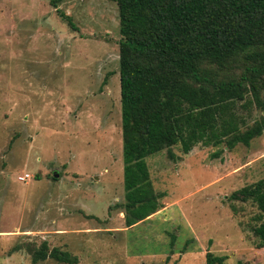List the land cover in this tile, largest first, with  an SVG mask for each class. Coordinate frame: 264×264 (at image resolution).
I'll return each mask as SVG.
<instances>
[{
	"label": "rangeland",
	"instance_id": "374dc122",
	"mask_svg": "<svg viewBox=\"0 0 264 264\" xmlns=\"http://www.w3.org/2000/svg\"><path fill=\"white\" fill-rule=\"evenodd\" d=\"M118 39L114 0H0V264H66L32 263L42 240L74 264H264L258 209L228 198L264 178V127L247 146L146 156L160 207L124 226Z\"/></svg>",
	"mask_w": 264,
	"mask_h": 264
},
{
	"label": "trees",
	"instance_id": "16d2710c",
	"mask_svg": "<svg viewBox=\"0 0 264 264\" xmlns=\"http://www.w3.org/2000/svg\"><path fill=\"white\" fill-rule=\"evenodd\" d=\"M58 1L49 0L53 6ZM114 1L124 189L120 207L128 227L160 207L162 193L153 191L146 156L165 149L174 158V145L182 154L196 144L247 146L261 134L264 0ZM57 13L75 28L68 15ZM252 109L260 114L246 125ZM228 198L256 206L259 223L252 232L256 247L264 248V178L231 191ZM28 251L32 263L47 257L76 263L75 256L48 249L44 240ZM225 257L206 252L205 264H222Z\"/></svg>",
	"mask_w": 264,
	"mask_h": 264
},
{
	"label": "built area",
	"instance_id": "2783aa9c",
	"mask_svg": "<svg viewBox=\"0 0 264 264\" xmlns=\"http://www.w3.org/2000/svg\"><path fill=\"white\" fill-rule=\"evenodd\" d=\"M27 177H29V175L27 173L19 175V179H24V178H27Z\"/></svg>",
	"mask_w": 264,
	"mask_h": 264
},
{
	"label": "water",
	"instance_id": "95a60500",
	"mask_svg": "<svg viewBox=\"0 0 264 264\" xmlns=\"http://www.w3.org/2000/svg\"><path fill=\"white\" fill-rule=\"evenodd\" d=\"M54 175H56V174H54Z\"/></svg>",
	"mask_w": 264,
	"mask_h": 264
}]
</instances>
